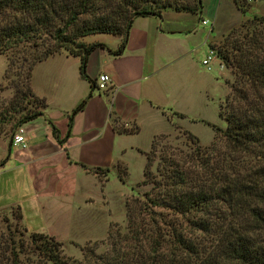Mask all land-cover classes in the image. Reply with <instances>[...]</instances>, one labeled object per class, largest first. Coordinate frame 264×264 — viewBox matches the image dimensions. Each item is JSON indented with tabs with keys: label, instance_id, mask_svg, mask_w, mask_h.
Instances as JSON below:
<instances>
[{
	"label": "crops",
	"instance_id": "0c3cea01",
	"mask_svg": "<svg viewBox=\"0 0 264 264\" xmlns=\"http://www.w3.org/2000/svg\"><path fill=\"white\" fill-rule=\"evenodd\" d=\"M199 3L196 14L166 10L159 18H135L118 56L109 51L116 50L120 37L95 39L107 51L96 49L88 56L86 79L80 77L79 58L65 50L33 66L29 88L44 106L39 116L18 125L26 148L12 146L15 131H0V214L18 208L28 233L55 237L49 230L67 234L85 220L81 216L87 210L108 205L110 184L119 185L118 166L127 181L142 179L153 139L168 134L174 123L186 128L183 124L193 123L203 106L199 62L187 51L196 27L209 26L208 50L232 26L256 16L264 1ZM191 22L196 26L190 28ZM102 73L108 88L97 92L94 82ZM83 100L68 130V116Z\"/></svg>",
	"mask_w": 264,
	"mask_h": 264
},
{
	"label": "trees",
	"instance_id": "16d2710c",
	"mask_svg": "<svg viewBox=\"0 0 264 264\" xmlns=\"http://www.w3.org/2000/svg\"><path fill=\"white\" fill-rule=\"evenodd\" d=\"M99 1L104 2L101 10L97 7ZM199 7V0H193L191 5L178 0H0V56L24 42L44 45L42 52L31 54L25 62L29 91L33 66L60 50L79 58V74L86 79L88 56L96 49H107L99 43L77 44L78 38L100 34L120 37L116 50L109 51L118 56L135 18H159L166 10L196 14ZM229 33L223 50L209 44V49L215 51L233 76L229 93L218 107V116L225 123L220 133L222 143L219 146L214 142L202 151L199 146L194 147L192 152L200 154L199 159L205 161L202 166L198 163V168H184L169 157L164 159V162L169 159V169L158 185L162 192L146 202L147 208L184 218L188 236L169 227L168 251L164 253L163 236L155 235V238L144 228L133 227L137 225L134 221L137 215L127 207V232L137 244L130 247L131 252L126 246H119L117 253L121 256L108 262L91 254L92 262L264 264V35L250 33L236 39L230 37L232 31ZM229 38L232 40L227 49ZM69 45L75 49H68ZM10 65L8 60L7 66ZM84 103L85 100L81 101L69 114L68 130ZM43 106L40 100L39 107ZM39 115V110L25 115L20 123ZM211 128L219 131L214 126ZM186 136L196 143L191 134ZM149 166L146 156L142 183L149 177ZM117 178L121 181L123 175L117 174ZM141 207L144 203L139 202L138 211ZM12 212L19 223L18 208ZM23 231L27 232L25 228ZM15 233V228L7 229L6 237L0 236V264H67L59 257L61 244L52 237L28 233L25 241L16 238ZM27 253L35 259L25 257ZM86 256L83 254L84 259Z\"/></svg>",
	"mask_w": 264,
	"mask_h": 264
},
{
	"label": "rangeland",
	"instance_id": "374dc122",
	"mask_svg": "<svg viewBox=\"0 0 264 264\" xmlns=\"http://www.w3.org/2000/svg\"><path fill=\"white\" fill-rule=\"evenodd\" d=\"M192 2L193 0H178V3L184 5H191ZM103 6V1L97 3L98 9L101 10ZM261 6L262 9L256 16L238 22L212 45L223 50L226 46L224 43L231 31L233 33L230 37L236 39H239L243 34L264 35V3ZM84 17H87V15ZM194 26L196 24L192 22L189 24L190 28ZM196 28L197 34L192 41L189 39L187 51L189 56L192 55L199 62L198 76L203 79L205 88L203 106H199L195 111L193 123L183 124L186 128L174 123L168 134L159 135L153 139L150 149L145 153V162L147 156L150 163L147 181L142 183L143 175L140 181H127L122 166H118V174L120 177L123 175V180H118L119 185L111 186L110 184L108 205H98L97 207L94 206V209L87 210L81 216L85 220L75 223L67 234H64L62 229L49 230L59 236L49 237L61 244L59 257L67 264H97L98 261L92 262L91 254L103 257L104 261L108 262L116 256H121L117 253L119 246H126V250L131 252L130 247L137 243L131 240V235L127 232V219L125 218L127 207L137 215V219L134 220L137 225H132L133 227L144 228L155 238V235L163 236L162 239L165 242V244L162 243L164 253L168 251L169 227L172 228L173 226L188 236L189 229L184 218L173 216L170 212L147 208L146 202L148 198L150 199L162 192L158 185L164 180V174H167L169 169L167 161L169 159H173L184 168H198L197 164L199 163L198 165L202 166L205 161L199 159L200 154L195 155L192 152L194 147L199 146L202 151L214 142L219 146L222 143L220 133L224 130L225 123L218 116V107L223 104L225 96L229 93L228 87L233 83V76L217 56L216 61L212 62L211 71H206L201 67V53H204L205 57L208 52L205 39L207 32H209V26L199 24ZM103 37L101 34L86 36L78 38L76 42L77 44L89 45L96 43L95 39L98 40ZM231 40L229 38L230 42L227 44V49ZM42 41L44 44L47 43V40L42 39ZM197 44H199L198 50H196ZM43 48L44 45H38V42L35 41L33 43L32 41L24 42L19 44L16 50L13 49V51L7 52L6 55L0 56V76L5 68L3 81L0 83V131L14 132L23 116L39 110L40 100L34 97L27 88L25 62L28 61L31 54H39ZM71 48L75 49V46L69 45L68 49L71 50ZM201 48L204 52L201 51ZM192 49H194L193 53ZM7 59L11 62L9 67L7 66ZM217 62L223 65L222 70L217 68ZM211 126L219 131L212 130ZM187 133L196 139L195 144L186 136ZM168 157L169 159L164 162V159ZM139 202L144 203V207H141L138 211ZM14 228L16 229V238L27 241L28 232H24L20 222L16 221L15 212L0 214V236L6 237L7 229L12 231ZM83 254H87L85 259ZM25 257L31 260L35 259L30 253H27ZM175 260H177V257H175ZM184 260L186 261V258Z\"/></svg>",
	"mask_w": 264,
	"mask_h": 264
},
{
	"label": "built area",
	"instance_id": "2783aa9c",
	"mask_svg": "<svg viewBox=\"0 0 264 264\" xmlns=\"http://www.w3.org/2000/svg\"><path fill=\"white\" fill-rule=\"evenodd\" d=\"M246 3H250L252 0H244ZM206 22H201L204 25ZM216 61L215 51L208 49L207 55L200 61L201 67L206 71H211L212 62ZM217 68L222 70L223 65L217 62ZM109 84V78L106 74H99L94 82V88L97 92H104L107 90ZM12 146L19 148H26L25 140L23 137V131L21 127L15 129L14 134L12 135Z\"/></svg>",
	"mask_w": 264,
	"mask_h": 264
}]
</instances>
